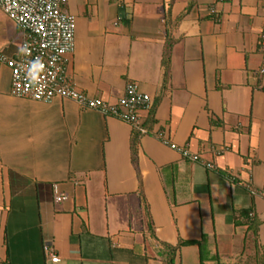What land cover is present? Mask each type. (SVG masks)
Returning <instances> with one entry per match:
<instances>
[{"label": "crops", "instance_id": "1", "mask_svg": "<svg viewBox=\"0 0 264 264\" xmlns=\"http://www.w3.org/2000/svg\"><path fill=\"white\" fill-rule=\"evenodd\" d=\"M64 10L76 17L66 62L76 87L115 103L135 81L153 106L143 133L73 99L15 96L0 61V264H162L163 245L181 241L206 244L207 260L248 241L250 264H264V196L252 194L264 187V0H67ZM5 15L0 53L18 58L23 33ZM54 186L67 199L55 202ZM174 264H202L200 246L179 247Z\"/></svg>", "mask_w": 264, "mask_h": 264}, {"label": "built area", "instance_id": "2", "mask_svg": "<svg viewBox=\"0 0 264 264\" xmlns=\"http://www.w3.org/2000/svg\"><path fill=\"white\" fill-rule=\"evenodd\" d=\"M66 4L67 0H0V8L18 24L23 33L18 58L0 53V61L11 70L12 94L42 102H51L55 97L73 99L83 108L117 117L144 133V128L139 126L140 113L149 111L153 101L137 82H128L119 100L110 103L79 90L68 77L66 62L67 55L75 50L76 17L64 10ZM210 12L214 13L215 9L210 8ZM260 48L264 51V31ZM259 74L264 76V59ZM158 138L184 158L213 168L212 164L201 160L187 146L170 144L164 132H160ZM252 194L264 196V187L253 189ZM65 199L67 195L54 186V201ZM44 252L50 261H59L51 245H45Z\"/></svg>", "mask_w": 264, "mask_h": 264}, {"label": "trees", "instance_id": "3", "mask_svg": "<svg viewBox=\"0 0 264 264\" xmlns=\"http://www.w3.org/2000/svg\"><path fill=\"white\" fill-rule=\"evenodd\" d=\"M185 14H182L180 16L183 17ZM179 18V19H180ZM179 21V20H177ZM174 44V39L171 36V32H170V28L167 31V36H166V47H165V51H164V61L163 64L165 67L168 66L169 63V56L171 53V49L172 46ZM137 137V136H136ZM249 216V214H248ZM247 216V217H248ZM248 223H249V227L248 229H251L254 231V233H256L257 231V223L254 222V216L250 219H247ZM188 244H198L200 246V249L202 250V264H216L219 263V256H215V259L213 260H207V258L205 257V250H206V244H203L201 242H197V241H181L178 243V245H170V244H164L163 245V250L160 254L161 258H162V264H174L175 262V256L177 253V250L179 249V247H181L182 245H188ZM203 254H204V258H203Z\"/></svg>", "mask_w": 264, "mask_h": 264}, {"label": "rangeland", "instance_id": "4", "mask_svg": "<svg viewBox=\"0 0 264 264\" xmlns=\"http://www.w3.org/2000/svg\"><path fill=\"white\" fill-rule=\"evenodd\" d=\"M216 264H250L249 242L244 241V244L237 248V253L234 255H229L228 257L219 256V263Z\"/></svg>", "mask_w": 264, "mask_h": 264}]
</instances>
